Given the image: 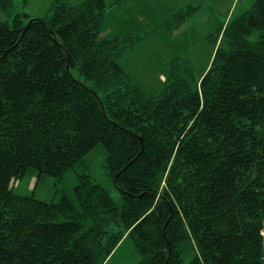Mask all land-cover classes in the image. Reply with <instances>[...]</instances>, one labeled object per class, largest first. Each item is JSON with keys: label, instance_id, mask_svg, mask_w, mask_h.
<instances>
[{"label": "trees", "instance_id": "obj_1", "mask_svg": "<svg viewBox=\"0 0 264 264\" xmlns=\"http://www.w3.org/2000/svg\"><path fill=\"white\" fill-rule=\"evenodd\" d=\"M122 1L25 22L0 0V264H264V0L218 24L198 78L173 57L155 94L121 62L140 39L103 27ZM97 146L120 199L79 172L57 200L13 191Z\"/></svg>", "mask_w": 264, "mask_h": 264}, {"label": "rangeland", "instance_id": "obj_2", "mask_svg": "<svg viewBox=\"0 0 264 264\" xmlns=\"http://www.w3.org/2000/svg\"><path fill=\"white\" fill-rule=\"evenodd\" d=\"M51 1L53 0H13L14 6L11 5V9L14 7V12L27 14L23 15L26 22L29 18L44 17ZM68 1L72 4L80 0ZM187 1L123 0L119 4L111 6L107 11L103 25L106 31L116 32L121 36L123 32H127L132 37L140 39L134 44L131 51L125 52L121 62L134 81L147 93L155 94L163 87L167 63L176 56L185 59L188 62L190 75L198 78L210 61L213 40L212 36H208V33L213 31L214 23L216 30L213 35L216 37L219 22H224L243 12L253 2V0H190L193 3H200V6L194 8L195 14H192L193 11H191L189 18L181 25L182 29L186 30L174 38L172 32L178 28H170L173 27L172 20L174 18L171 17L172 13L170 16H165L164 13L177 10V7L183 3L186 4ZM175 3H178L177 7L174 5ZM191 6L192 4H187L183 8L189 10L192 8ZM140 11L143 12V24L147 21L151 22L148 26L150 30L147 29V32L139 25L141 15H137V13L140 14ZM0 20H7L6 14L1 10ZM81 163L74 172L69 173L60 182L49 175L38 177L36 170L28 169L23 177L13 180V191L23 195L33 194L34 197L41 200H57L60 187L64 184L70 185L74 181L76 173L79 172V174L88 175L95 183L104 186L114 199H120V192L105 171V153L101 147L97 146L91 150Z\"/></svg>", "mask_w": 264, "mask_h": 264}, {"label": "crops", "instance_id": "obj_3", "mask_svg": "<svg viewBox=\"0 0 264 264\" xmlns=\"http://www.w3.org/2000/svg\"><path fill=\"white\" fill-rule=\"evenodd\" d=\"M68 3H69V1L68 0H66ZM81 1V0H80ZM80 1H78V2H80ZM106 4L108 3H112V2H114L115 0H103ZM192 1H194V0H192ZM192 1H190V0H188L187 1V3L186 4H181L179 7H177L176 5L178 4V3H175L174 5L177 7V9L178 8H181V7H183L184 5H187V4H192V6L194 7V8H199V6H200V3H193ZM254 1V0H253ZM78 2H73L72 4H76V3H78ZM253 3V2H252ZM69 4H71V3H69ZM252 5V4H251ZM250 5V6H251ZM143 8H144V5H143ZM246 10V9H245ZM244 10V11H245ZM173 12V11H172ZM172 12H166V13H164L165 14V16H169ZM195 12L196 11H193V13L192 14H195ZM137 13V12H136ZM240 14V13H239ZM137 15H141V17H140V21H141V23L139 24L140 25V27H142L141 29H143L145 32H147V29H149V25H150V21H147V23H145V24H143L144 22V18L142 17L143 16V12L142 11H140V14L139 13H137ZM238 15V14H237ZM236 16V15H235ZM191 17V16H190ZM232 18V17H231ZM228 19H230V18H228ZM227 19V20H228ZM227 20H225L224 22H226ZM148 22H149V24H148ZM220 23V22H219ZM218 23V24H219ZM218 26V25H217ZM181 27V28H180ZM180 27H178V29L177 30H175V31H173L172 32V35H174L173 37L174 38H176V37H178V35H180V33L182 32V31H184V30H186V29H182V26H180ZM182 29V30H180V29ZM189 29V28H188ZM150 30V29H149ZM180 30V31H179ZM216 30V24L214 23V29H213V31L212 32H209L208 33V36H212V40H213V50L211 51V53H210V60H211V56H212V53L214 52V50H215V48H216V46H217V40H216V37L213 35V33H214V31ZM106 32H109V31H106ZM171 41H173V40H171ZM171 60V59H170ZM169 60V61H170ZM169 61H168V63H169ZM184 61H186V60H184ZM167 63V64H168ZM188 63V62H187ZM209 63H210V61L207 63V65H206V68L204 69V71L207 69V67H208V65H209Z\"/></svg>", "mask_w": 264, "mask_h": 264}]
</instances>
